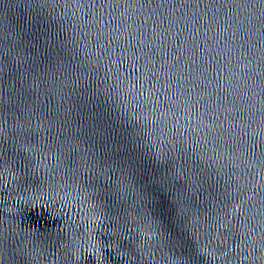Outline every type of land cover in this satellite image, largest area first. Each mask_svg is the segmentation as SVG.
Wrapping results in <instances>:
<instances>
[{
  "label": "water",
  "instance_id": "water-1",
  "mask_svg": "<svg viewBox=\"0 0 264 264\" xmlns=\"http://www.w3.org/2000/svg\"><path fill=\"white\" fill-rule=\"evenodd\" d=\"M0 264H264V0H0Z\"/></svg>",
  "mask_w": 264,
  "mask_h": 264
},
{
  "label": "clouds",
  "instance_id": "clouds-1",
  "mask_svg": "<svg viewBox=\"0 0 264 264\" xmlns=\"http://www.w3.org/2000/svg\"><path fill=\"white\" fill-rule=\"evenodd\" d=\"M89 251H90V249H89ZM77 259H79V256L77 255Z\"/></svg>",
  "mask_w": 264,
  "mask_h": 264
}]
</instances>
